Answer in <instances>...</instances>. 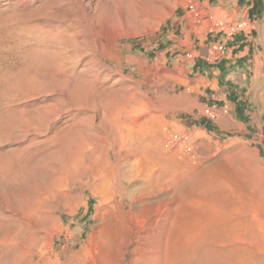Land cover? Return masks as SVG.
Returning a JSON list of instances; mask_svg holds the SVG:
<instances>
[{
  "label": "rangeland",
  "instance_id": "rangeland-1",
  "mask_svg": "<svg viewBox=\"0 0 264 264\" xmlns=\"http://www.w3.org/2000/svg\"><path fill=\"white\" fill-rule=\"evenodd\" d=\"M202 1L129 0L126 4L107 0L101 4V21L109 17L113 33L105 43L97 41L105 47L104 59L99 53L105 67L85 77L91 80L80 88V94L94 95L88 104L95 107L93 125L99 145L94 156L107 161L98 159L102 166L93 175L98 181L94 185L90 183L95 169H90L80 182L68 181L47 196L39 206L40 216L29 211L31 218L19 215L22 228L28 229L27 243L25 239L18 242L20 249H25L24 255L27 253L24 264H137L134 259H139V264L166 263L174 232L172 222L187 206V197L196 195L203 185L208 187L207 201L217 220L210 241L220 264H264V137L255 131L245 143L233 133L201 129L199 124L208 122L205 107L192 111L202 101L188 85L194 82L195 72L177 62L176 53H166L173 43L172 34L184 38L176 31L180 19L188 15L192 26H197L198 17L191 5L196 6L200 18L206 16L197 8ZM214 1L210 0L211 7ZM4 4L0 1L2 23L12 12ZM257 19L260 54L252 84L243 96L251 105L264 104V0ZM70 90L75 96L77 91ZM75 104L70 101L59 107L62 113L54 118L53 131L67 122ZM175 134H188L190 140L175 142ZM254 149L258 153L254 154ZM56 155L65 156L66 150L60 149ZM56 167L59 171L61 162ZM158 173L164 177L160 189L165 190L155 186ZM84 183L93 192L82 187ZM146 185L155 193L143 192ZM0 208L6 215L11 211L20 214L1 184ZM151 220H160L159 225L150 229ZM138 233L151 236L143 251L136 254L133 249Z\"/></svg>",
  "mask_w": 264,
  "mask_h": 264
},
{
  "label": "bare ground",
  "instance_id": "bare-ground-1",
  "mask_svg": "<svg viewBox=\"0 0 264 264\" xmlns=\"http://www.w3.org/2000/svg\"><path fill=\"white\" fill-rule=\"evenodd\" d=\"M4 1L12 12L7 13L3 23L0 21V184L9 192L20 214L9 211L11 214L6 215L0 208V264H24L23 258L27 253L24 255L25 249L21 250L18 242L25 239L28 229L22 228L19 215L26 218L31 216L29 213L40 216L39 206L61 185L68 181L80 182L90 169H95L91 176L98 172V159L101 158L94 156L99 145L93 125L95 107L88 105L95 98L92 94L85 96L87 92L82 97L80 88L87 85L89 79H85L86 76L105 67L99 56L101 53L105 58V47L98 45L97 41L108 40L113 29L109 17L101 21V4L107 0ZM123 1L128 4L129 0ZM70 89L77 91L75 96L69 94ZM41 96L43 100L28 103ZM70 101L76 103L74 110L67 116V122L53 131V120L62 113L59 107ZM120 134L123 135L122 132ZM3 144L7 147L1 148ZM60 149L66 150L65 156L56 155ZM60 162L61 167L57 171L56 165ZM96 178L93 176L91 185L97 181ZM163 179L158 173L154 180L158 190L164 189H160ZM82 187L93 192L88 183ZM207 188L203 185L196 195L187 197V206L172 222L173 238L167 262L163 264H220L211 250L210 231L217 220L207 201ZM142 189L145 193L150 190L155 193L149 185ZM145 193L143 196L150 192ZM138 194L141 197V191ZM159 221L151 220L149 228L159 225ZM150 236L136 234L134 253L143 251ZM222 245L220 243V247ZM126 254H123V259ZM133 261L139 264V259Z\"/></svg>",
  "mask_w": 264,
  "mask_h": 264
},
{
  "label": "crops",
  "instance_id": "crops-1",
  "mask_svg": "<svg viewBox=\"0 0 264 264\" xmlns=\"http://www.w3.org/2000/svg\"><path fill=\"white\" fill-rule=\"evenodd\" d=\"M260 2L261 0H215L211 7L210 0H204L197 8L205 12L206 16L196 19L197 26H192V19L188 15L180 19L176 31H181L184 38L178 39L172 34L173 43L166 49V53H176V61L187 71L195 72L194 82L190 84L188 81V85L202 104H198L197 108L194 106L192 111L213 103H225L231 109V113L216 124L207 120L206 124H199L200 128L211 133H233L245 143L255 131L258 136L264 137V104H247L243 97L249 91L245 92L247 86L252 84L260 54L257 19ZM220 19L229 25L240 21H248L249 24L244 31L225 41L224 54L218 61L211 62L208 57L212 46L223 42L225 38L224 33L212 32L210 28ZM188 53H192L194 58L189 59ZM253 152L258 153L255 149Z\"/></svg>",
  "mask_w": 264,
  "mask_h": 264
},
{
  "label": "built area",
  "instance_id": "built-area-1",
  "mask_svg": "<svg viewBox=\"0 0 264 264\" xmlns=\"http://www.w3.org/2000/svg\"><path fill=\"white\" fill-rule=\"evenodd\" d=\"M195 5H191L190 9L193 12H196V15L198 18H200V13L195 9ZM248 21H240L234 24H228L223 19L217 20L213 27H211L212 32H222L225 34L224 41L221 43H216L211 48V54L208 57V61L216 62L218 61L222 55L224 54L226 50V43L225 41H228L233 36H235L237 33L244 31L248 27ZM187 57L189 59H193L194 55L192 53H188ZM231 113V109L228 104H220V103H213L207 106L204 110V116L205 118L211 122L216 123L218 120H220L224 116H228ZM190 140V136L188 134H175L173 141H183L188 142Z\"/></svg>",
  "mask_w": 264,
  "mask_h": 264
}]
</instances>
